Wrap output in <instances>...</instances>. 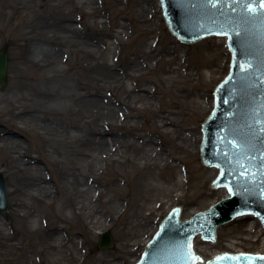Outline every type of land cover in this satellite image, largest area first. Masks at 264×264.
Returning <instances> with one entry per match:
<instances>
[{
	"label": "rangeland",
	"instance_id": "rangeland-1",
	"mask_svg": "<svg viewBox=\"0 0 264 264\" xmlns=\"http://www.w3.org/2000/svg\"><path fill=\"white\" fill-rule=\"evenodd\" d=\"M70 29L80 32L79 42L86 43L83 50L73 52L70 61L43 66L31 55L33 46L59 49L58 43L74 40ZM0 51L9 54V78L0 88V129L18 140L12 147L19 146L27 157L38 160L52 192L46 203L24 193L21 166L10 159L11 150L0 149V172L7 182L10 203L9 211L0 212L10 237L0 233V240L9 238L15 244L10 249L6 243L0 246V264H16L27 257L35 264H48V255L59 264V259H71L73 242L49 254L43 239L23 228L24 222L35 220H40L43 229L51 226L53 215L69 205L68 196L76 197L78 191L64 178L71 171L80 177L91 174L93 179L100 178L104 195L88 207L91 211L99 207L106 218L110 214L116 217L108 222L109 229H95V242L85 244L88 257L77 264H105L112 256L119 257V264H135L174 207L182 205V219L186 220L225 197L224 191L212 188L219 170L203 164L201 152L190 148V138L203 131L204 117L214 108L215 88L230 71L231 53L215 38L181 43L169 30L158 0H0ZM104 61L110 63V71L120 74L117 80L83 75L87 66ZM63 76L73 77L65 80ZM99 86L103 88L102 103L90 111V119L96 120L97 128L104 126L102 130L113 140L115 162L104 159L97 147L86 145L92 137L89 129L76 133L77 139L70 136L66 123L72 118L60 110L59 101L70 104L72 96H84ZM185 86L188 89H182ZM49 89L59 91V99L43 98L40 92ZM142 90L154 93L152 106L139 101ZM175 90L181 96L177 100ZM27 106L51 109L48 124L53 131H45L42 115L13 122V109ZM73 107L88 110L89 105L84 101ZM167 119L170 123L166 125L163 120ZM136 133L154 142L145 151L162 150L165 160L148 166L141 162L140 167L133 168L135 156L130 144H140ZM202 141L198 140L199 147ZM82 148L88 150L79 154ZM188 176L193 180L180 181ZM60 186L64 195L59 193ZM137 192L141 196L135 200ZM22 201L25 206L20 205ZM118 211L122 212L120 217ZM79 212L74 215L66 209L70 220L63 237L84 239L93 227L85 209ZM21 213L27 217L21 218ZM105 232L114 238L113 249L98 247ZM126 240L131 244L126 246Z\"/></svg>",
	"mask_w": 264,
	"mask_h": 264
},
{
	"label": "water",
	"instance_id": "water-1",
	"mask_svg": "<svg viewBox=\"0 0 264 264\" xmlns=\"http://www.w3.org/2000/svg\"><path fill=\"white\" fill-rule=\"evenodd\" d=\"M161 3L170 30L185 44L211 36L229 39L231 70L216 86L215 108L204 117L201 144L204 164L220 170L213 187H226L229 196L185 221L182 205L174 207L136 264H197L194 239L199 235L207 241L195 240L199 264L222 252L264 253L259 225L260 220L264 225V9L258 8V0L250 5L255 11H246L236 0ZM222 29L226 35L218 34ZM8 73L9 54L0 51V88ZM9 209L7 182L0 172V212ZM99 248H114L110 232L101 236ZM209 264H264V254L222 253Z\"/></svg>",
	"mask_w": 264,
	"mask_h": 264
},
{
	"label": "bare ground",
	"instance_id": "bare-ground-1",
	"mask_svg": "<svg viewBox=\"0 0 264 264\" xmlns=\"http://www.w3.org/2000/svg\"><path fill=\"white\" fill-rule=\"evenodd\" d=\"M17 1H23V2H30L31 0H17ZM160 7H162L160 0H158ZM4 16V15H3ZM73 26V25H71ZM64 29V28H63ZM70 34L74 36V40L67 42L62 41L58 43L59 49H51L49 47H32L31 48V55L35 58H37L38 62L42 64L43 66H51L53 64H58L62 61H70V56L73 54L74 51H81L85 48L86 43H80L79 42V34L80 32H77L76 30L70 29ZM209 38H215L216 41H220L222 43V47L226 50L229 49L228 46V39L227 37H208ZM204 39H201L202 41ZM199 42V41H198ZM188 45V44H185ZM96 46V45H95ZM97 47V46H96ZM89 49V48H88ZM101 52V50L99 49ZM228 53V52H227ZM148 58H151V54L148 56ZM228 60V59H227ZM226 60V62H227ZM111 65L108 61L104 62H95L89 66H87L84 70V74L89 75L92 74V76H99L101 75L104 79L106 78H112L114 80H117L120 77V74L117 71H110ZM135 68L139 69V65H135ZM109 69V70H108ZM102 73V74H101ZM175 73V72H174ZM192 74H189L191 76ZM73 76H63L62 79L65 80H72ZM59 78V77H53V79ZM169 82L174 83V79L170 78L168 79ZM100 81V80H98ZM182 89H188L187 86L182 87ZM144 91L143 94L140 96L139 101L144 102L147 107L152 106L153 101L152 97L154 96V93L142 90ZM103 88L102 86L92 88L86 92L84 96L74 95L72 96L71 100L72 103H61L59 100V104L61 105L60 110H64L65 114L68 113L71 120L68 119L66 123V129L69 130L68 134H73V137L77 139L76 133H82L84 129H89L91 131V139L88 141V144H86L88 147H97L99 150L103 151V158H109L112 162H115L117 159L114 155L115 146L113 140H109V138L106 136V132H104L102 129L104 126L99 125L98 128L96 127L95 123L96 120L90 119V111L93 109L95 110V105H98L102 103V95ZM133 92H139V89H134ZM193 96H195L194 91H191ZM59 91H52V90H42L40 94L43 98H46L48 100H57L59 99ZM178 95H177V94ZM174 97L177 100V97H181L179 94V91L175 90ZM88 103L89 107L88 110H84L83 108H75L77 104H81L83 102ZM215 104V99H214ZM113 106V104H111ZM75 108V109H74ZM85 108V107H84ZM113 111L114 109L111 108ZM13 113V122L19 121L23 123L26 119H37V115H42V122L44 124L45 131L52 132L53 128L50 127L48 124L50 116L52 114V110L47 109L43 111L41 108H32L31 106H27L24 108L21 107H15ZM88 115H87V114ZM168 115V113H166ZM74 117V119H73ZM164 123H170L169 119L163 120ZM82 123V125H81ZM164 125V126H166ZM193 132H195L193 130ZM163 135H165L162 132ZM138 139H140V144H130V147L134 150V160L131 161L133 168L140 167L141 162L145 166H148L149 164H155V161H164V153L162 150H151L150 152L145 151L146 146L152 145L154 142L152 140L145 141L141 136L136 133L134 134ZM197 136V137H196ZM195 137L190 138V142L192 145L190 148H192L195 153L201 152V147L198 145V140L202 141L204 137V132H195ZM68 138V137H66ZM184 139V138H183ZM0 141L2 144H0V149L10 151L9 157L12 159L18 166H21L22 172L19 173L20 181L23 183L24 187V193L28 194L30 197L42 200L44 203L48 202L47 198L52 194L51 192V185L49 184L48 178L44 177V173L42 171L41 166L38 163V160H35L31 157H27L24 152L18 147H12L11 145L18 141L15 139V137L3 130L0 129ZM184 144L188 141H184ZM73 143L67 142V144L70 146ZM144 148V150H143ZM86 150L85 148H82L79 150V154H83ZM64 178H66L70 184L77 190V195L75 196H68L69 198V205L63 206L62 209H60V212L55 215H53L51 226H46L45 229L41 227L40 220H35L31 222H24L23 228L28 233H37L42 239L45 244V247L49 249V254H51L52 251L59 250L62 245H66L68 242H73L74 249H70L69 252L72 255L70 260L66 259H59L58 261H61L60 264H77V262L84 261L88 257V252L85 247V244H91L94 243L96 240V233L95 229H98L99 232H103L104 230L109 229L110 224L108 223L110 220H114L116 217H112V214H110V218H106L104 213L100 210L99 207L94 208L92 211L88 207L89 204H92L95 201V198H102L104 195V190L101 189V183L99 177H94L93 175L89 174L88 177H80V175H77L75 172L71 171L64 174ZM162 178V177H161ZM86 180H91L89 184L86 183ZM193 180L191 176H188L187 178H181L180 181L189 182ZM85 186V187H84ZM84 187V188H82ZM215 190H222L226 193L225 197H228L229 194L225 188L221 189H215ZM59 193L64 195V192H62V187H59ZM93 194L92 197L85 198L83 194ZM141 196V193L137 192L135 194V200L139 199ZM82 198V199H80ZM88 201V203L86 202ZM113 202V201H112ZM136 202V201H135ZM25 201H22L20 205L25 206ZM55 201L52 202L54 204ZM216 203V202H215ZM22 207V206H21ZM70 208L72 213L74 215H78L81 212H79V209H85L86 213L89 215V221L92 224V228H90L85 234L84 239H80L77 236H71L66 235L63 237V233H66L68 220H70L69 216L66 213V209ZM20 210V208H19ZM123 211V208L121 209ZM113 211L110 210V213ZM122 215L121 211H118L117 217H120ZM21 218H26L27 215L25 213L19 214ZM9 226L7 225L6 221L0 217V233H2L5 236L10 237V233H8ZM11 239H7L5 241L0 240V246H4V244H8V249L12 248L13 245H15ZM131 244L130 240L125 241V245ZM74 254V255H73ZM51 256V255H50ZM48 255V264H59V262L53 260ZM119 257L112 256L110 257L105 264H119L118 262ZM46 263V261H45ZM16 264H35V261L31 258H24V260H20Z\"/></svg>",
	"mask_w": 264,
	"mask_h": 264
},
{
	"label": "snow or ice",
	"instance_id": "snow-or-ice-1",
	"mask_svg": "<svg viewBox=\"0 0 264 264\" xmlns=\"http://www.w3.org/2000/svg\"><path fill=\"white\" fill-rule=\"evenodd\" d=\"M216 2V0H209V3H215ZM236 2H238V3H244L245 4V10L246 11H255V9H252L251 7H250V5L252 4V3H256V0H236ZM258 8H260V9H264V0H258ZM218 34H224V35H226L227 34V32H226V30H220L219 32H218Z\"/></svg>",
	"mask_w": 264,
	"mask_h": 264
}]
</instances>
